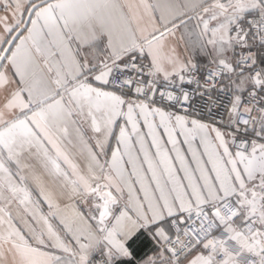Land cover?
I'll return each instance as SVG.
<instances>
[{"label":"crops","instance_id":"crops-1","mask_svg":"<svg viewBox=\"0 0 264 264\" xmlns=\"http://www.w3.org/2000/svg\"><path fill=\"white\" fill-rule=\"evenodd\" d=\"M256 12L264 0H0V264H158L172 217L227 199L240 209L220 220L225 259L196 248L183 264H264V110L241 150L232 116L221 126L109 86L128 58L161 82L214 61L240 98L253 85L235 60Z\"/></svg>","mask_w":264,"mask_h":264},{"label":"built area","instance_id":"built-area-1","mask_svg":"<svg viewBox=\"0 0 264 264\" xmlns=\"http://www.w3.org/2000/svg\"><path fill=\"white\" fill-rule=\"evenodd\" d=\"M243 45L237 53L234 69L249 71L253 89L240 98L225 85L228 68L214 61L203 67H193L174 81L161 82L148 76L151 68L146 63L128 58L116 65L109 78V86L138 102L156 105L171 113L192 115L221 126L226 125L232 116L236 134L233 146L245 150L252 143L250 131L254 127L255 116L264 110V12L247 16ZM29 106L33 108L31 103ZM239 209L234 199H227L216 210L208 206L199 207L186 221L172 217V237L164 245L169 256L158 264H183L196 248L207 254H216L217 262L223 261L225 254L217 253L220 220L236 221ZM243 229L252 234L257 231L258 225L254 220H247ZM245 263L258 264L256 254L251 253ZM90 264H111V260L97 254Z\"/></svg>","mask_w":264,"mask_h":264},{"label":"water","instance_id":"water-1","mask_svg":"<svg viewBox=\"0 0 264 264\" xmlns=\"http://www.w3.org/2000/svg\"><path fill=\"white\" fill-rule=\"evenodd\" d=\"M99 197L102 203V210L98 215L97 223L98 225H101L111 217V211L117 201L113 200L114 197L111 193L107 194V196L106 194H100Z\"/></svg>","mask_w":264,"mask_h":264}]
</instances>
